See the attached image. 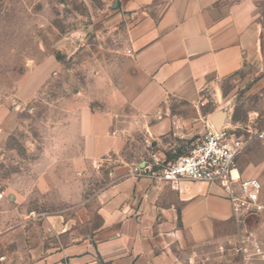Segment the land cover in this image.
Masks as SVG:
<instances>
[{
    "label": "crops",
    "instance_id": "0c3cea01",
    "mask_svg": "<svg viewBox=\"0 0 264 264\" xmlns=\"http://www.w3.org/2000/svg\"><path fill=\"white\" fill-rule=\"evenodd\" d=\"M105 22V29L125 25L115 74L105 73L97 98L66 108V136L55 140L47 165L36 163L30 189L0 185V245L33 242L2 264H205L203 248L245 249L253 242L248 220L235 221L220 186L182 180L173 188L134 177L132 167L147 159L146 141L161 160L187 153L219 103H232L235 86L250 87L245 95L263 90L264 0H118ZM223 83L232 86L226 93ZM249 117L241 123L225 111L223 127L264 131V121ZM231 175L258 179L264 204V135L237 155ZM80 178L90 194L76 203ZM32 199L96 216L77 226L69 215L47 216L50 234L39 236L27 231L39 226L26 219ZM16 210L24 219L17 232L6 231Z\"/></svg>",
    "mask_w": 264,
    "mask_h": 264
},
{
    "label": "rangeland",
    "instance_id": "374dc122",
    "mask_svg": "<svg viewBox=\"0 0 264 264\" xmlns=\"http://www.w3.org/2000/svg\"><path fill=\"white\" fill-rule=\"evenodd\" d=\"M117 3L118 0H0L1 186L8 182L30 189L36 163L47 165L49 151L56 150L60 142L55 140L66 136V108L97 98L105 85V73L115 74L117 51L125 42V25L117 29H105L104 25ZM250 83L252 87L254 83ZM231 87L223 83L224 93ZM249 88L235 86L232 103L228 107L219 103L216 112L227 111L231 119L241 123L249 116L262 123L264 88L245 95ZM74 127L77 135L76 121ZM85 187L87 192L83 193ZM90 187L83 185L82 178L76 179V203L90 194ZM29 204L26 219L36 217L39 226L27 225V231L39 236L50 234L42 221L47 216L69 215L76 220V226L81 217L96 216L94 209L46 208L45 202L40 208L34 199ZM13 213L6 231L17 232L24 218L18 216L17 210ZM259 219L257 216L246 223L253 242L245 249L240 250L237 242L203 248L204 263L264 264V218ZM236 231L231 233L236 235ZM25 243L16 240L0 245V264L7 254H17Z\"/></svg>",
    "mask_w": 264,
    "mask_h": 264
},
{
    "label": "built area",
    "instance_id": "2783aa9c",
    "mask_svg": "<svg viewBox=\"0 0 264 264\" xmlns=\"http://www.w3.org/2000/svg\"><path fill=\"white\" fill-rule=\"evenodd\" d=\"M263 135L264 131L253 134L244 128L215 129L210 123L203 137L187 153L172 160L159 159L146 141L147 159L133 166L132 174L136 178L169 183L173 188L182 180L216 184L225 192L235 221L241 223L263 210V185L258 179L233 178L231 173L237 155L254 136Z\"/></svg>",
    "mask_w": 264,
    "mask_h": 264
},
{
    "label": "water",
    "instance_id": "95a60500",
    "mask_svg": "<svg viewBox=\"0 0 264 264\" xmlns=\"http://www.w3.org/2000/svg\"><path fill=\"white\" fill-rule=\"evenodd\" d=\"M225 118V112H216L213 114V116L211 117V124L214 126L215 129H220L223 127V121Z\"/></svg>",
    "mask_w": 264,
    "mask_h": 264
}]
</instances>
